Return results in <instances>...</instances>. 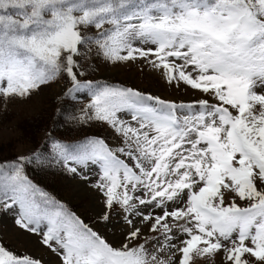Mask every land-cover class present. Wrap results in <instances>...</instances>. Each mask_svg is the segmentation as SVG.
<instances>
[{
  "label": "snow or ice",
  "instance_id": "snow-or-ice-1",
  "mask_svg": "<svg viewBox=\"0 0 264 264\" xmlns=\"http://www.w3.org/2000/svg\"><path fill=\"white\" fill-rule=\"evenodd\" d=\"M96 61L139 64L191 102L93 80ZM61 81L68 134L46 130L0 163V213L61 264H264V0H0V102ZM85 98L86 102H85ZM93 123L108 138L75 137ZM89 181L95 223L28 169ZM94 176V179H90ZM0 264H41L0 243Z\"/></svg>",
  "mask_w": 264,
  "mask_h": 264
},
{
  "label": "rangeland",
  "instance_id": "rangeland-1",
  "mask_svg": "<svg viewBox=\"0 0 264 264\" xmlns=\"http://www.w3.org/2000/svg\"><path fill=\"white\" fill-rule=\"evenodd\" d=\"M93 66L96 68L93 73L95 75L93 78L96 80L123 82L133 88L177 103H187L201 98L199 92L183 85L180 88L168 87L157 74L149 70L141 72L138 63L109 66L96 61ZM66 87L67 82L61 81L42 87L27 101H13L6 106L0 102V156H15L33 149V145L31 146L29 141L21 139L27 133L20 132V130L26 127L24 123L29 119H39L40 115L43 119L45 116L49 117L55 113L57 103L61 101L59 97ZM65 100L73 102L69 99ZM48 124H45L44 127H47ZM99 127L102 130L99 132L100 137H106L109 143H112L110 129L102 125ZM44 131L41 129L35 135L36 138L40 139ZM9 141L12 142L10 147L7 146ZM56 178L55 181L59 183L58 190L64 197L63 201L71 207H78L79 213L85 217L91 226L98 228L108 240H115L116 243H119L122 238L121 229H113L111 226L105 227L102 222L95 223L97 217L104 211V203L101 194L89 186V181L79 178L73 179L70 176L66 178L58 176ZM94 178V176H90V179ZM0 243L5 244L16 253L28 254L38 258L41 264H61L60 258L43 245L42 236L20 229L15 225L14 217L11 214L0 213ZM214 260L215 264H221L220 255L215 256ZM193 264H206V261L194 258Z\"/></svg>",
  "mask_w": 264,
  "mask_h": 264
},
{
  "label": "trees",
  "instance_id": "trees-1",
  "mask_svg": "<svg viewBox=\"0 0 264 264\" xmlns=\"http://www.w3.org/2000/svg\"><path fill=\"white\" fill-rule=\"evenodd\" d=\"M93 68H95V66H93ZM93 77H95V75L92 74L89 78L96 80V78H93ZM110 82L119 83V84L128 86V84L123 83V82H119V81H110ZM77 107H78V105L75 104L74 102H70V101L62 102L56 106L55 113H53L49 117L45 116L42 119V117H40L41 116L40 115L39 119L37 118L34 120L33 119L27 120L24 123V126H26V127L22 128L20 130V132L23 131L24 133H27V134L25 136H22L21 139L29 141L31 143V146L33 145V149H34L44 141V134H45L46 130H52L53 128H55L54 134L57 136H60L62 134H65V135L68 134V129L64 126L63 116H58L57 110L61 109L62 112L66 114L69 111H72ZM45 124H48V125H46L47 127H44ZM41 129H42V131H44V130L45 131H44L42 137L40 139H37L35 135L38 134V132L41 131ZM100 131H102V130L99 127V125L96 123H93L91 126H86L82 130H80L79 132L73 133L72 135L77 137V138L80 136L90 135V134H95V135L100 136V134H99ZM11 143L12 142L9 141L7 146L10 147ZM33 149H31L30 151H32ZM30 151H27L25 153H28ZM22 154H24V153H22ZM18 155H20V154H18ZM18 155L16 154L15 156H6V157L2 155V156H0V163L11 161L12 159L17 157ZM28 171H29L30 176L34 179V181L37 184L44 187L50 193H53L54 195H56V197L59 200L63 201L64 197L60 193V190H58V184L59 183H57L55 180L57 179L56 177H58V176H60L62 178H66L68 175H65L62 172L56 171V170H43V169L29 168ZM72 208L76 211L77 215H79L82 219H84L86 221L85 217L79 213L78 207L77 208L72 207Z\"/></svg>",
  "mask_w": 264,
  "mask_h": 264
}]
</instances>
